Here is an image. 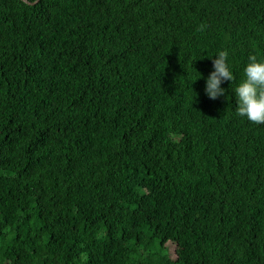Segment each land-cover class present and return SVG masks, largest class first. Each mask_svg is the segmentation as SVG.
I'll use <instances>...</instances> for the list:
<instances>
[{"label":"trees","instance_id":"16d2710c","mask_svg":"<svg viewBox=\"0 0 264 264\" xmlns=\"http://www.w3.org/2000/svg\"><path fill=\"white\" fill-rule=\"evenodd\" d=\"M252 55L264 0H0V264H264Z\"/></svg>","mask_w":264,"mask_h":264},{"label":"clouds","instance_id":"9594fccd","mask_svg":"<svg viewBox=\"0 0 264 264\" xmlns=\"http://www.w3.org/2000/svg\"><path fill=\"white\" fill-rule=\"evenodd\" d=\"M213 60L214 71L207 78L205 93L210 99H217L225 94L221 87L225 81L234 80L230 70L227 51H220ZM250 63L245 68L246 79L235 89L238 98L237 114L257 125H264V62L257 57H249Z\"/></svg>","mask_w":264,"mask_h":264},{"label":"water","instance_id":"95a60500","mask_svg":"<svg viewBox=\"0 0 264 264\" xmlns=\"http://www.w3.org/2000/svg\"><path fill=\"white\" fill-rule=\"evenodd\" d=\"M27 3H29V4H35V3H37L39 0H35V1H29V0H25Z\"/></svg>","mask_w":264,"mask_h":264}]
</instances>
